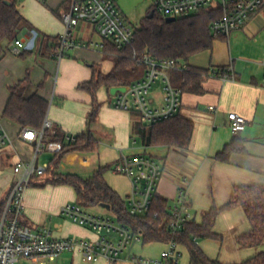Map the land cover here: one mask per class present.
I'll use <instances>...</instances> for the list:
<instances>
[{
  "label": "crops",
  "instance_id": "obj_1",
  "mask_svg": "<svg viewBox=\"0 0 264 264\" xmlns=\"http://www.w3.org/2000/svg\"><path fill=\"white\" fill-rule=\"evenodd\" d=\"M71 4L72 0H21L19 10L29 27L18 39L28 40L31 32L36 31L42 38V49L40 52L17 55L12 52L13 43L4 42L0 51V121L13 140V144L2 151L0 204L14 184L13 166L20 161H31L34 157V146L21 139L23 129L2 118L10 98V87L26 77L30 78L26 95L30 97L38 93L50 103L46 119L53 123L55 131L64 135L66 143L71 142L68 138L75 141L76 137L89 135L98 144L92 153L70 152L60 158L49 153L42 154L39 158L41 164L51 163L55 158V163L59 162L56 174L88 179L99 169L110 168L105 179L127 206L131 182L125 176L114 174L111 168L122 156L148 155L163 167L156 196L168 200L169 207L178 196L181 178L188 176L192 179L188 198L194 217L192 222L197 224H202L204 216L213 208L221 209L231 204L236 187L264 186V10L229 38H216L211 49L204 54H196L186 63L194 69L210 72L203 82V93L184 92L182 96L179 116L194 124L189 148L170 149L164 145L144 144L139 131V114L115 108L118 93L111 94L114 87L100 88L95 99L79 89L81 84L91 81L94 69L104 75L113 71V54L106 53L105 49L99 51L82 47L65 50L62 56L51 57L48 54L50 43L47 40L61 38L66 32L62 14L70 10ZM76 28L78 37L71 36L69 40L84 43L103 41L100 36V39L95 38L98 33L90 24L80 23ZM107 42H104L105 47ZM230 67L233 75L224 81L217 72ZM144 73L145 69H142L133 84ZM149 100L154 108L164 104L161 82L151 89ZM233 112L247 121L246 130L242 133L234 134L230 128L228 115ZM234 138L244 140L245 151L233 154L227 163L216 161L215 156ZM55 181L52 172L34 180L26 193L22 221L36 229L50 230L54 239L97 241L99 236L91 229L61 215V208L66 204H78L77 193L73 187L56 184ZM100 208L103 207L87 210L98 212ZM108 211V214H93L117 218L110 209ZM250 230L251 224L244 211L235 207L222 211L216 220L214 233L222 236L221 240L196 242L212 261L244 264L264 254V243L255 248H243L238 244L237 239ZM142 243V238L134 243L121 256L119 264H132L133 256L158 258L167 248L166 243H143L141 246ZM157 245L163 246L157 254H143V249ZM180 250L183 253L181 264H191L188 251L181 245ZM19 264L34 263L21 260ZM51 264L88 263L78 253H64ZM96 264L107 263L100 261Z\"/></svg>",
  "mask_w": 264,
  "mask_h": 264
},
{
  "label": "built area",
  "instance_id": "obj_2",
  "mask_svg": "<svg viewBox=\"0 0 264 264\" xmlns=\"http://www.w3.org/2000/svg\"><path fill=\"white\" fill-rule=\"evenodd\" d=\"M152 2L154 11L167 19L175 20L203 11L217 10L221 15L211 24L210 31L215 37L227 38L244 28L264 7L263 0H152ZM62 21L66 26V32L60 38L61 47L58 50L60 56L65 50L76 47L103 51L104 42L107 41L118 48H124L135 40V29L128 25L116 0H72L70 10L62 14ZM82 22L94 26L103 41L84 43L69 40L73 28ZM37 38L38 32L32 31L28 40L17 39L13 42L12 52L19 55L33 50ZM136 60L138 64L146 67V71L126 93L117 94L115 108L123 112L138 113L141 123L147 125L178 116L184 92L174 86L170 73L174 70L187 69V64L179 59L155 60L148 55ZM231 75L233 70L230 67L219 76L227 81ZM158 82L163 84L164 104L154 108L151 106L149 94ZM228 120L234 134L246 130L247 121L241 115L230 113ZM47 132L51 135L56 133L49 119L44 121L40 130L27 128L21 132V139L34 146V157L31 161H20L13 166L15 180L6 196L5 210L0 219V264H19L21 260H28L34 264H51L64 253H78L90 264L100 261L119 264L121 256L134 243L140 242L141 238L115 216L93 214L77 203L66 204L61 208V215L75 224L91 229L99 236L94 242L84 239H54L50 230L36 229L22 221L28 189L34 180L45 176L50 167L48 162L42 164L39 162L40 156L45 153L57 155L63 151L62 143L45 139ZM68 140L73 142L74 138ZM12 144V138L0 121V168L2 151ZM111 171L116 175L127 177L131 182L127 201L128 213L133 217L149 214L163 177L162 165L148 155L122 156L113 165ZM191 183L190 177L181 178L178 196L174 204L169 207V219L163 223L165 229L173 235L180 233L194 219L188 198ZM182 256L178 242L171 240L158 258L133 256L131 262L132 264H181Z\"/></svg>",
  "mask_w": 264,
  "mask_h": 264
},
{
  "label": "trees",
  "instance_id": "obj_3",
  "mask_svg": "<svg viewBox=\"0 0 264 264\" xmlns=\"http://www.w3.org/2000/svg\"><path fill=\"white\" fill-rule=\"evenodd\" d=\"M264 1V0H263ZM21 0H0V51L4 42L13 43L23 31L29 27L27 21L20 12ZM264 10V7L263 9ZM153 14L152 18L150 15ZM217 10L203 11L199 14L176 19L167 23V18L154 11L153 7L148 11L140 26L135 28V40L127 47L118 48L112 42H107L105 52L114 55V69L104 75L97 69L91 81L81 84L80 90L90 93L95 99L100 88L129 86L141 75V70L146 67L138 64V58L148 55L155 60L179 59L184 63L196 54L212 48L216 38L227 39L225 36L215 37L211 31V24L220 17ZM60 38L48 39L50 48L47 52L51 57H57L61 47ZM42 38H38L33 50L26 53L40 52ZM188 66V65H187ZM210 71H201L190 66L185 70L172 71V82L175 87L183 92L201 94L203 82ZM226 70L217 73L224 74ZM30 78L10 87V98L3 112L2 118L21 129L40 130L47 117L50 103L40 94L26 95ZM43 84L40 85V89ZM194 124L179 115L156 124H143L140 122L139 131L145 145H164L168 148L187 149L190 146ZM47 141L63 144V151L57 154L63 156L70 152L92 153L98 144L89 135L75 138L74 142L66 143L65 137L58 130L54 135L46 133ZM244 140L234 138L225 146L223 151L215 156V160L227 163L235 153L244 152ZM56 159V158H55ZM53 159L47 173L52 172L56 178V184L69 185L77 193L78 204L85 209H93L102 205L110 206V211L115 214L121 223L132 229L135 235H140L144 244L169 243L176 240L190 255L191 264H219L212 261L197 245L198 240H221L222 236L214 233V226L219 214L228 209L240 207L251 224L250 232L237 239L243 248H255L264 243V186H238L235 189V197L231 204L221 208H213L207 213L202 224L190 222L178 234L169 233L163 226L169 219V202L159 196L154 198V204L149 214L143 217H133L128 213L126 203L109 186L105 174L110 168H101L92 177L83 179L77 175L56 174L58 163ZM6 201L0 204V219L5 210ZM244 264H264V254H260Z\"/></svg>",
  "mask_w": 264,
  "mask_h": 264
},
{
  "label": "rangeland",
  "instance_id": "obj_4",
  "mask_svg": "<svg viewBox=\"0 0 264 264\" xmlns=\"http://www.w3.org/2000/svg\"><path fill=\"white\" fill-rule=\"evenodd\" d=\"M116 1H117V4H118L120 10L122 11L123 15L125 16L128 25L133 27L134 29L140 26L141 20L146 17L148 11L151 9V7L153 5L152 0H116ZM81 24H84V23H81ZM71 36L78 37V30L76 27L73 28ZM71 36H70V38H71ZM95 38L100 39L99 35H95ZM205 51L200 52V53L204 54ZM98 210H99L98 212L96 210H90V211L92 213L97 212V213H101V214H108L109 213V211L105 210L104 208H100ZM141 246H143V243L141 244ZM162 247L163 246H161V245L152 246V247H149V249H143L142 252H143V254H144V252H146V253L149 252V254H153V253L157 254Z\"/></svg>",
  "mask_w": 264,
  "mask_h": 264
},
{
  "label": "water",
  "instance_id": "obj_5",
  "mask_svg": "<svg viewBox=\"0 0 264 264\" xmlns=\"http://www.w3.org/2000/svg\"><path fill=\"white\" fill-rule=\"evenodd\" d=\"M152 16H153V14L150 15V18H152ZM166 21H167V23H172L175 21V19L168 18ZM127 90H128V88H126V87H114L111 89V94L116 95L117 93H126ZM102 207L106 208L108 210L110 209V206H108V205H102Z\"/></svg>",
  "mask_w": 264,
  "mask_h": 264
}]
</instances>
